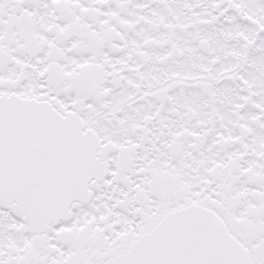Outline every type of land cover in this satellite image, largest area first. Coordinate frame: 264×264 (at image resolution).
Masks as SVG:
<instances>
[{
	"label": "snow or ice",
	"instance_id": "6c2138e0",
	"mask_svg": "<svg viewBox=\"0 0 264 264\" xmlns=\"http://www.w3.org/2000/svg\"><path fill=\"white\" fill-rule=\"evenodd\" d=\"M0 264H264V0H0Z\"/></svg>",
	"mask_w": 264,
	"mask_h": 264
}]
</instances>
